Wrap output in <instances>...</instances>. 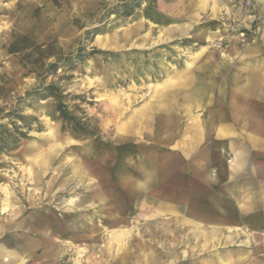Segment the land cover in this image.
Returning a JSON list of instances; mask_svg holds the SVG:
<instances>
[{"label": "rangeland", "instance_id": "374dc122", "mask_svg": "<svg viewBox=\"0 0 264 264\" xmlns=\"http://www.w3.org/2000/svg\"><path fill=\"white\" fill-rule=\"evenodd\" d=\"M247 1L0 0V264L124 260V217L151 215L124 208V147L186 68L256 34Z\"/></svg>", "mask_w": 264, "mask_h": 264}, {"label": "crops", "instance_id": "0c3cea01", "mask_svg": "<svg viewBox=\"0 0 264 264\" xmlns=\"http://www.w3.org/2000/svg\"><path fill=\"white\" fill-rule=\"evenodd\" d=\"M255 26L186 68L152 137L126 143L124 208L151 215L124 217L139 226L124 231L120 264H264V23Z\"/></svg>", "mask_w": 264, "mask_h": 264}, {"label": "trees", "instance_id": "16d2710c", "mask_svg": "<svg viewBox=\"0 0 264 264\" xmlns=\"http://www.w3.org/2000/svg\"><path fill=\"white\" fill-rule=\"evenodd\" d=\"M61 118H62V120H63L65 123H68V119H67V117H66L64 111L61 112ZM72 128H73V127H72ZM73 129H78V127H74ZM86 132H87V131H86Z\"/></svg>", "mask_w": 264, "mask_h": 264}, {"label": "built area", "instance_id": "2783aa9c", "mask_svg": "<svg viewBox=\"0 0 264 264\" xmlns=\"http://www.w3.org/2000/svg\"><path fill=\"white\" fill-rule=\"evenodd\" d=\"M250 5H251V1L248 0V1H247V6H250Z\"/></svg>", "mask_w": 264, "mask_h": 264}]
</instances>
